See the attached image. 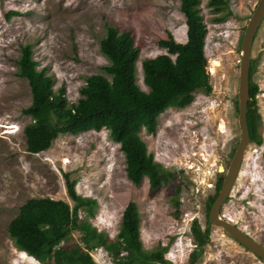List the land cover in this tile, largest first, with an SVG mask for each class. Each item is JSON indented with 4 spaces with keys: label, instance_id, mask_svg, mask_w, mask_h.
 I'll return each instance as SVG.
<instances>
[{
    "label": "rangeland",
    "instance_id": "374dc122",
    "mask_svg": "<svg viewBox=\"0 0 264 264\" xmlns=\"http://www.w3.org/2000/svg\"><path fill=\"white\" fill-rule=\"evenodd\" d=\"M226 1L222 14H231L217 22L221 13L209 7L210 0H200L208 28L205 55L211 94L197 92L190 106L168 109L159 117L155 135L140 132L155 162L174 175L172 182L151 191L147 178L139 187L128 180L125 155L107 130L60 135L49 150L30 154L24 129L31 119L23 110L32 104V92L28 81L17 76V62L23 48L31 45L38 69H47L54 78V90H64L69 104H76L88 77L106 75L110 62L101 53L100 42L109 24L134 38L140 50L137 84L149 92L142 63L169 55L159 46L161 40L170 36L178 43L187 40L181 0H0V264H40L15 247L8 227L30 199L63 200L72 206L65 174L77 181L79 195L98 202L96 217L89 221L110 239L118 235L123 212L134 202L144 250L168 247L165 259L171 264H190L198 250L195 264H264L223 229L207 223V201L226 173L219 174V169L228 170L241 138V44L260 2ZM11 11L19 16L8 21ZM252 60L264 140V20ZM175 200L180 201L179 209ZM177 210L180 218L175 217ZM223 214L264 246V144L250 143ZM195 224L210 231L201 247L193 235ZM80 237L73 232L67 246L82 244ZM90 253L97 264H115L104 248Z\"/></svg>",
    "mask_w": 264,
    "mask_h": 264
},
{
    "label": "trees",
    "instance_id": "16d2710c",
    "mask_svg": "<svg viewBox=\"0 0 264 264\" xmlns=\"http://www.w3.org/2000/svg\"><path fill=\"white\" fill-rule=\"evenodd\" d=\"M209 7L221 13L217 22H224L231 13L226 0H210ZM182 14L186 19L187 40L178 43L173 36L161 40L159 46L170 55L146 59L143 64L144 83L149 92L137 84V60L140 50L130 32L120 33L116 27L106 25V35L100 42V51L110 65L106 75H93L86 79L82 97L70 105L64 90H54V78L47 69L39 70L31 45H26L17 62V76L26 79L32 92V104L23 110L31 123L24 129L27 151L37 155L49 150L60 135L77 136L83 133L107 130L112 142L120 145L126 158L128 180L136 187L144 179L149 180L151 191L172 182L173 173L165 171L148 153L140 132L145 129L155 135L159 117L170 108L184 109L190 106L197 92L211 94L210 75L206 64L205 46L208 28L201 14L200 0H181ZM17 12H9L10 21ZM256 63L252 60L250 72V102L248 125L251 142L264 144L260 135L262 117L256 108L259 86L253 77ZM68 195L73 205L63 200L30 199L8 227L15 247L40 264H97L90 251L104 248L115 264H171L165 259L168 247L146 251L140 239V213L138 205L130 202L125 208L118 235L109 236L92 226L98 202L77 193V181L70 174L64 175ZM222 186L219 180L215 193L207 201V223L211 207ZM179 187L177 188V193ZM175 207L181 206L175 200ZM176 218L181 217L177 210ZM77 232L82 244L68 247L69 236ZM194 238L202 246L209 230L202 231L195 224ZM200 251L191 255L195 264Z\"/></svg>",
    "mask_w": 264,
    "mask_h": 264
},
{
    "label": "water",
    "instance_id": "95a60500",
    "mask_svg": "<svg viewBox=\"0 0 264 264\" xmlns=\"http://www.w3.org/2000/svg\"><path fill=\"white\" fill-rule=\"evenodd\" d=\"M264 20V0H260L249 23L245 29L241 44L240 77H239V127L241 138L235 151L233 159L226 171L220 167L219 174L225 173L222 177V186L214 201L209 214V227L212 225L223 229L231 238L237 241L246 250L254 254L264 262V246L253 239L248 233L226 218L223 208L241 175L247 149L251 143L250 130L248 125V112L250 102V72L252 67V52L257 33Z\"/></svg>",
    "mask_w": 264,
    "mask_h": 264
},
{
    "label": "bare ground",
    "instance_id": "6f19581e",
    "mask_svg": "<svg viewBox=\"0 0 264 264\" xmlns=\"http://www.w3.org/2000/svg\"><path fill=\"white\" fill-rule=\"evenodd\" d=\"M12 129H15V128H12ZM23 255H27L26 253H23ZM30 257V256H29ZM31 258V257H30Z\"/></svg>",
    "mask_w": 264,
    "mask_h": 264
}]
</instances>
